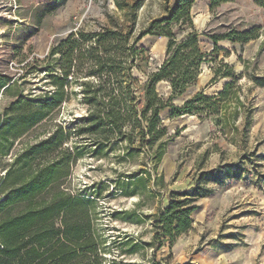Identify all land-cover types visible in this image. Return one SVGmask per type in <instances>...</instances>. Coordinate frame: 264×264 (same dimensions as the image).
Returning <instances> with one entry per match:
<instances>
[{"label":"rangeland","instance_id":"obj_1","mask_svg":"<svg viewBox=\"0 0 264 264\" xmlns=\"http://www.w3.org/2000/svg\"><path fill=\"white\" fill-rule=\"evenodd\" d=\"M43 2L0 0V78H8L6 86L0 89V112L24 96L25 100L14 108L15 116L27 108L29 100H38L54 90L46 72L36 67L51 64L52 69L58 70L57 55L42 60L72 31L91 33L119 28L123 34L130 33L131 45L151 21L166 14L174 0H66L37 24L36 7ZM191 16L193 26L200 32L203 51L214 48L209 34L254 35L245 45L230 38L220 40L217 54L218 60L224 59L232 65L240 77L241 89L234 88L231 94L236 93L241 99L242 110L252 111L253 122L247 137L242 133V114L224 129L216 126L213 118L191 114L172 116L165 109L160 114L168 135L163 140L165 153L158 165L153 157L156 145L153 150L142 147L138 128L132 146L107 132L102 138L112 139L109 142L103 139L93 154L85 146L92 140L91 135L72 136L63 143L59 155L68 159L70 153L69 175L61 188L75 194L85 184L98 182L87 192L99 193L91 205L92 228L101 241L102 254L108 259L161 264H264V184L260 185L262 181L257 175L264 174V86L256 85L251 79L254 75L264 76V9L253 0H228L213 9L210 0H195ZM173 29L178 38L183 36V31L175 25ZM166 41L169 40L164 36L146 35L136 42L139 52L132 66L134 77L144 82L148 73L161 65ZM209 66L212 64L202 65L198 79L192 84L197 86L193 94L206 86L208 94L220 91L230 80L220 78L211 82L214 75ZM88 79L95 82L84 76L69 80L65 86L66 98L54 118L44 119L14 140L8 154L0 157V175L21 148L48 136L55 124H65L66 120L88 113L82 102L81 86ZM157 91L166 98L171 95L170 85L165 81L157 84ZM180 97H175L173 103L183 104ZM234 104L228 112L234 111ZM138 109L141 117L142 107ZM123 131L130 129L125 127ZM241 161L247 170L241 178L222 186L211 185L212 193L197 201L199 207L192 216L194 223L189 232L173 245L167 239L160 246L153 242L154 217L167 206L170 191L189 188L200 170ZM21 208L16 206L13 212ZM116 211L120 212L113 216ZM120 239L121 244L115 243ZM151 242L152 245H145Z\"/></svg>","mask_w":264,"mask_h":264},{"label":"trees","instance_id":"obj_2","mask_svg":"<svg viewBox=\"0 0 264 264\" xmlns=\"http://www.w3.org/2000/svg\"><path fill=\"white\" fill-rule=\"evenodd\" d=\"M65 1L45 0L40 3L36 7L39 13L37 24L45 14ZM194 1L174 0L167 7L166 14L151 21L131 45L128 43L130 33L123 34L119 28H104L91 33L80 29L72 31L42 60L45 62L57 55L58 70L52 69L54 65L51 64L36 67L46 72L54 90L38 100H29L27 108L15 116L14 108L25 100L24 96L1 110L0 157L8 154L14 140L37 127L44 119L54 118L66 98L65 86L69 80L80 76L95 79V82L88 79L81 83L82 102L88 113L66 120L65 124H55L48 136L21 148L12 163L4 168V174L0 175V264H161L108 259L102 254L101 241L92 228L91 219V205L95 197L99 198V193L87 192L98 182L85 184L75 194L62 189L63 181L69 175L70 153L68 159L59 155L64 142L72 136L84 134L92 137L90 143L85 144L92 149V154L98 151L107 132L132 146L134 132L138 128L142 147L153 150L156 145L153 157L155 165H158L165 153L163 140L168 135L160 114L165 109H169L172 116L191 114L213 118L215 125L224 129L234 124L242 114V133L247 137L253 122L252 111L242 110L241 99L236 93L234 96L231 94L234 88L241 89L238 85L240 77L232 65L224 59L218 60L217 54L220 40L230 38L245 45L254 39V35L249 32L209 34L214 48L203 51L200 32L193 26L191 16ZM226 1L210 0V8ZM253 1L264 9V0ZM174 25L183 31L182 37L178 38ZM146 35L167 37L169 43L161 65L141 82L132 74V66L139 52L135 44ZM203 64H212L209 66L214 75L211 82L220 78L230 80L220 91L208 94L206 86L183 104L173 103L175 97L181 96L196 82ZM7 79L0 78V89L6 86ZM251 79L256 85L264 86V76L254 75ZM164 81L171 88L168 98L157 91V84ZM232 103H235L234 111L228 112ZM138 106L142 107L141 117L138 116ZM125 127H129L130 132H124ZM110 139L107 137L104 141L109 142ZM130 155L128 151L127 156ZM244 163H227L200 170L189 188L170 191L167 206L154 217L153 242L160 246L163 239H167L173 245L180 236L189 232L194 223L192 216L199 207L197 201L212 193L211 185L222 186L229 180L241 178L247 171ZM257 175L262 181L260 185L264 184V174L258 172ZM123 178L133 179L135 176ZM16 206L22 208L13 212ZM121 240L115 243L121 244Z\"/></svg>","mask_w":264,"mask_h":264},{"label":"water","instance_id":"obj_3","mask_svg":"<svg viewBox=\"0 0 264 264\" xmlns=\"http://www.w3.org/2000/svg\"><path fill=\"white\" fill-rule=\"evenodd\" d=\"M169 41L167 42L166 48L168 46ZM159 84V83H158ZM197 86L195 85H191L189 87H187L184 91V93L181 95L180 99L183 101V103L190 97H192L194 94V91L196 90ZM200 90V89H199ZM197 90V91H199ZM193 94V95H192ZM171 125H174V122H171Z\"/></svg>","mask_w":264,"mask_h":264},{"label":"bare ground","instance_id":"obj_4","mask_svg":"<svg viewBox=\"0 0 264 264\" xmlns=\"http://www.w3.org/2000/svg\"><path fill=\"white\" fill-rule=\"evenodd\" d=\"M161 83V82H160ZM185 116V115H184ZM184 116H182V117H184Z\"/></svg>","mask_w":264,"mask_h":264}]
</instances>
